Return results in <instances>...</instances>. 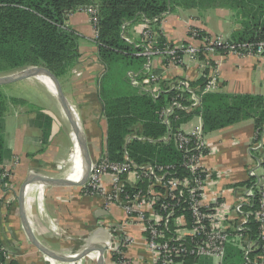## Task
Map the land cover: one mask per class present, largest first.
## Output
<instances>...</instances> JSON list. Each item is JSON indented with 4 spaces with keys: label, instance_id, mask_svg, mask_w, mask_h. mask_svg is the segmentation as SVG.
Listing matches in <instances>:
<instances>
[{
    "label": "crops",
    "instance_id": "0c3cea01",
    "mask_svg": "<svg viewBox=\"0 0 264 264\" xmlns=\"http://www.w3.org/2000/svg\"><path fill=\"white\" fill-rule=\"evenodd\" d=\"M212 11L209 13V10L206 12L195 8L176 9L160 19L159 31L164 40L172 44L186 40L189 26H195L210 35L231 38L238 27L231 11L225 8H216ZM66 22L79 37L78 46L81 57L67 75L58 78V83L66 98L76 108L81 125L86 124L87 133L82 125L86 146L92 162H95L106 153L107 124L102 113L99 92L100 81L107 69L97 57L96 34L94 27L91 28L90 15L84 9H80L70 13ZM141 27V19L130 23L126 25L121 37L128 43L136 45L138 42L136 30H140ZM216 58L219 60L218 74L222 86L218 92L264 95V61L261 58L232 53L222 56L217 54ZM150 72L159 75L163 81L162 92L155 94L156 96L150 93V97L154 100L160 93L168 92V89L178 81H186L193 93L196 95L199 93L197 91L201 78L197 63L185 60L181 65H172L166 64L161 57H154L151 61L147 58L138 60L134 67H128L122 72L118 80L117 76H109L108 80H113L108 82L107 87L121 93L146 92L138 81L140 76ZM31 79L33 78L24 80L32 81ZM46 91L50 94L48 89ZM193 93L191 92L188 96L189 100L185 103L186 109L181 111L189 117L179 125L178 129L187 132L200 129L205 142L202 163L208 172V177L205 180L202 203L208 206L219 201L232 207L237 195H243L250 189L245 186L238 187V184L245 182L251 175L258 174L262 177L264 187V166L260 165L264 161V151L261 149L257 158L251 152L252 149H256L254 120L245 119L206 133L203 130L202 119L197 113L199 99L195 101ZM25 100L27 105L11 104L12 107L4 116V147L8 152L4 164H10L14 158L17 163L12 167L10 183L6 189L0 190L2 198L0 245L6 252L7 260L13 261L14 264H97V253L94 252L74 262L51 259L30 242L24 231L17 208V189L19 190L22 182L31 173L61 178L57 175L56 163L65 151L64 137L63 134L60 135V131L55 132V126L56 122L59 123L60 114L67 121L64 110L58 107V104L57 108L55 106L46 108L38 100L36 104ZM167 105L168 103L165 106ZM38 110L47 114L52 120L45 140L42 139L41 128L34 120L35 112ZM160 111H155V114L161 120ZM162 122L165 120L162 119ZM66 124L70 129L68 122ZM141 133L142 127L139 124L131 126L126 135V143L133 139L142 140ZM169 136L168 130L165 135L155 140L156 143L149 141L155 143L157 148L169 144L175 147L173 139ZM261 145L262 143L260 147ZM72 161L74 162V154ZM108 181L107 177H103L102 184L105 188L108 187ZM126 181L133 186L130 176L126 177ZM41 185L33 182L27 186L24 207L34 235L45 246L54 251L67 253L77 249L89 234L96 233V236H100L101 239L105 237L107 241L110 230L115 229L116 235L129 239L128 244L125 245L124 255L130 264L149 262L151 255L144 242L141 227L133 222H124V214L119 207L106 208L102 196L84 194L78 185H45L43 188ZM40 193L43 195L38 201L37 195ZM102 210L106 211V214ZM45 216L50 218L58 228L70 234L69 242L53 234L51 224L46 222ZM237 219L238 216L232 214V219L227 222L228 226H233ZM98 241L101 244L104 243L103 240ZM91 243L98 244L96 239ZM246 253L244 244L236 240L226 245L223 259L198 257L189 264H245L242 258L246 261L250 259ZM239 255L242 256L241 260ZM103 264H114L108 251L104 254Z\"/></svg>",
    "mask_w": 264,
    "mask_h": 264
},
{
    "label": "trees",
    "instance_id": "16d2710c",
    "mask_svg": "<svg viewBox=\"0 0 264 264\" xmlns=\"http://www.w3.org/2000/svg\"><path fill=\"white\" fill-rule=\"evenodd\" d=\"M87 7H94L97 10L95 38L97 57L107 69L100 81L99 92L102 113L107 124L105 157L111 162L130 160L138 166L178 163L180 153L175 147L169 144L157 148L155 144V140L165 135L166 131L169 130L171 136L189 117L181 111H176L167 118V122L158 119L155 111L159 112L166 107L173 92L160 93L154 100L147 90L139 94L121 93L107 87L108 82L113 80H108L109 76H117L114 66L119 59L111 58L113 55L122 57L121 61L126 60L127 65L132 62L138 63V60L144 58L136 55L141 47H134V44L128 43L121 37V33L130 23L143 18L156 19L153 29L158 33L159 42L163 43L165 40L159 31V21L167 13L176 9L225 8L231 11L238 26L227 42L238 47L252 43L254 49L256 43L264 40V0H0V75L13 73L28 66H42L56 78L67 75L81 57L79 37L68 26L67 17L70 13ZM217 52L223 55L226 51L224 48H218ZM144 76H140L139 80ZM202 83L201 80L200 84ZM160 86H163L162 80ZM198 97L197 113L202 119L204 132L209 133L251 118L254 120V144L263 141L264 95L200 90ZM8 103L28 104L22 98H11L8 102L0 90V165L4 164V159L8 156L3 135ZM34 120L42 130V139H47L51 117L38 110L35 112ZM136 124L142 127L143 139H133L126 143L128 129ZM261 143V147L251 150L256 158L259 157L260 151H264V141ZM260 165L264 166V161ZM175 170L184 174L177 164ZM9 178L10 176L2 174L0 168L1 190L6 189L10 183ZM259 178L258 174L251 175L245 182L238 184V187L245 186L252 190V194L248 196L250 201L243 204L244 212L248 214L244 232L248 240L255 244L260 241L258 238L260 222L256 218L260 205ZM123 180L125 181V178ZM148 184L144 179L134 186L146 189ZM124 185L127 189H132L129 183L124 182ZM1 204L0 197V207ZM259 252L260 249L252 250L248 253V258L252 260ZM240 257L242 258L239 255V259ZM111 258L116 260L118 255L113 253ZM195 259L189 258L187 263ZM242 260L245 264H250L243 258ZM0 264L14 263L8 261L0 252Z\"/></svg>",
    "mask_w": 264,
    "mask_h": 264
},
{
    "label": "built area",
    "instance_id": "2783aa9c",
    "mask_svg": "<svg viewBox=\"0 0 264 264\" xmlns=\"http://www.w3.org/2000/svg\"><path fill=\"white\" fill-rule=\"evenodd\" d=\"M84 10L91 16L97 34L96 8L87 7ZM141 21L142 27L136 30L138 38L136 47H141V50L137 51L136 55L150 61L154 57H161L166 64L172 65H181L185 60L197 63L203 82L197 92L200 90L218 92L222 87L218 74L219 60L216 58L218 48H224L225 54L253 55L264 61V40L256 43L254 49L252 43L238 47L229 44L221 35H210L195 26H189L186 40L174 44L167 41L160 43L158 33L153 29L156 19L143 18ZM160 80L159 75L150 72L139 80L138 84L153 95H157L162 92ZM169 91H172L173 95L167 107L160 111L165 122L176 111L186 109L188 96L193 93L186 81L174 83ZM192 95L197 101L198 95L195 93ZM169 138L173 139L175 148L180 153V160L176 164L184 174L175 170L174 163L138 166L130 160L111 162L102 156L92 163L87 180L81 186L84 194L102 196L106 208L119 207L123 211L124 222H133L141 227L144 242L151 255L147 264H188L187 259L192 257H214L221 260L226 245L236 240L244 244L246 254L254 249H260L252 260H248L250 264H264L263 178L260 177L258 180L260 205L256 218L260 222L258 235L260 241L255 244L248 240L244 232L248 214L244 212L243 204L250 201L248 196L252 194V190H247L243 195L238 194L232 207L219 201L204 206L202 200L208 172L202 163L205 142L201 130L187 132L179 128ZM261 142H257L255 148H259ZM16 163L17 160L14 158L10 164L0 165L2 174L10 176ZM172 169L174 170L171 171ZM129 176L133 184L132 189H127L124 185V182L128 183L126 177ZM103 177L109 180L107 188L102 184ZM144 179L149 183L146 189L134 186ZM41 186L43 188L44 185ZM42 195L43 193L37 195L38 201L42 199ZM38 206L41 209V205ZM232 214L238 216V219L229 227L227 222L232 219ZM46 222L51 224V230L56 237L70 239V235L58 228L50 218L46 217ZM116 233L115 229L110 230L106 251L118 255V258L113 260L114 264H130L124 255L125 245L129 239L119 237ZM0 252L7 259L6 252L1 246Z\"/></svg>",
    "mask_w": 264,
    "mask_h": 264
},
{
    "label": "water",
    "instance_id": "95a60500",
    "mask_svg": "<svg viewBox=\"0 0 264 264\" xmlns=\"http://www.w3.org/2000/svg\"><path fill=\"white\" fill-rule=\"evenodd\" d=\"M37 75H43L50 79L54 86V97L57 100L59 106L64 110V112L67 115V122L70 125H74L77 129L75 131L76 137L78 138V143L80 147V155L82 159V165H83V173L78 181H72L67 179L66 177L61 178H53L49 176H45L39 173H31L29 174L25 180L22 182V184L19 187L18 193H17V208L20 216V220L22 223V226L24 228V231L26 235L28 236L30 242L44 255L47 257L54 259V260H69L71 262L80 260L81 258L85 257L91 252H97L96 256V262L97 264H103V258L104 254L107 250V241L103 244H92V238L96 236V233L89 234L81 243V245L71 252H58L54 251L47 246H45L42 242H40L36 236L34 235L30 224L27 220L26 214H25V207H24V196L26 192V188L30 183L36 182L42 185H55V186H74L79 185L82 186L85 184L91 165L92 160L89 156L87 146H86V139L84 136V131L82 129L81 121L76 116V113L73 112L71 108V104L69 103V100L64 95L59 83L58 78L54 77L46 68L42 66H28L21 70L15 71L13 73L5 74L0 76V85L13 83L17 81H21L27 78H33ZM70 126V128L72 127ZM103 213L106 214V211H103Z\"/></svg>",
    "mask_w": 264,
    "mask_h": 264
},
{
    "label": "rangeland",
    "instance_id": "374dc122",
    "mask_svg": "<svg viewBox=\"0 0 264 264\" xmlns=\"http://www.w3.org/2000/svg\"><path fill=\"white\" fill-rule=\"evenodd\" d=\"M204 11L208 12V9H206ZM211 12H213L212 9H209V13H211ZM90 18H91V16H90ZM92 26H93V24L91 25V28H92ZM133 46L136 47V45H133ZM111 58L119 59V61L114 66V69L117 73V77L121 76L122 72H124L128 67H134L135 66V62H132L131 64H129V66H127V61L124 59H123L124 61H121L122 57H120L118 55H113ZM31 80L32 81L22 80V81H17V82H13V83L0 85V90L4 94V96L6 97L8 102L10 101L11 98H22V99H27L28 101H31L33 104L38 103L36 101V100H38V101L42 102L43 107H46V108H53L54 106L56 107L58 102L55 99L54 95L52 96L51 93H50L51 94L50 95L46 91L47 87L44 88L42 83L35 81L34 78ZM10 107H12L11 103H8L7 112L9 111ZM58 107H59V104H58ZM25 108H28V107L25 106ZM65 117L67 119L66 114H65ZM78 118L80 119L79 115H78ZM58 120H59V123L56 122V126H55L56 131L55 132L60 131V133H61L60 135L63 134V137H64L63 143H64V150L65 151L62 154V156L59 158V162L56 163V166H57L56 168H57V175L59 177H65L66 174L72 168L71 166L74 165V164H72V155L74 154V150H75V143H74L75 140H74L73 135L71 134V131H72L71 128L70 129L68 128V126L66 124L67 121L61 116V114H60V117L58 118ZM82 125L84 128V131L87 133V130H85L86 124L82 123ZM17 191H18V189H17ZM52 237H54V236L52 235ZM58 237L59 236H57V238ZM63 240L65 242H69L68 238H65ZM76 243H77V241H76Z\"/></svg>",
    "mask_w": 264,
    "mask_h": 264
},
{
    "label": "bare ground",
    "instance_id": "6f19581e",
    "mask_svg": "<svg viewBox=\"0 0 264 264\" xmlns=\"http://www.w3.org/2000/svg\"><path fill=\"white\" fill-rule=\"evenodd\" d=\"M33 78L35 81H38V82H41L42 84H44L47 87L46 89H48V91L52 94V96L54 95V86L48 77L43 76V75H37ZM69 103L71 104L70 101H69ZM71 108H72L73 112L76 113V116H77V111L72 104H71ZM71 130H72V135H73L74 140H75V142H74L75 143L74 162L72 161V164H74V165L71 166L72 168L66 174L65 177L69 180H72V181H78L80 179L82 173H83V165H82V159H81V155H80V147H79V143L77 141L78 138L76 137L77 135L75 134V131H77V129L73 125L71 127ZM94 239L97 240L99 245L101 243L98 240H101V241L103 240L102 242H105V240H106L105 237L101 239L100 236L99 237L95 236L94 238H92V240H94Z\"/></svg>",
    "mask_w": 264,
    "mask_h": 264
}]
</instances>
